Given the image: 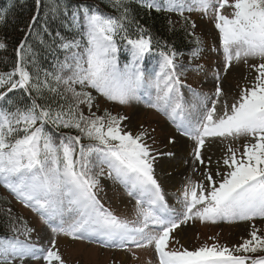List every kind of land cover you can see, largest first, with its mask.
<instances>
[{"label":"snow or ice","instance_id":"1","mask_svg":"<svg viewBox=\"0 0 264 264\" xmlns=\"http://www.w3.org/2000/svg\"><path fill=\"white\" fill-rule=\"evenodd\" d=\"M35 3L38 11L47 7L49 19L60 20L72 35L50 31L47 24L35 32L36 42L48 44L54 60L50 69L42 68L39 52L28 43L34 16L15 64L0 72V185L36 213L53 238L45 244L33 239L36 229L0 197L7 205L0 208V228L6 232L0 235V264H66L57 236L125 251L152 248L158 264H264V255H255L264 253V232L254 223L264 222V0H111L112 12L84 2ZM133 3L181 17L196 44L187 63L179 60L183 53L174 44L140 23ZM185 12L201 13L217 31L211 50L220 59L211 95L186 83L188 73L207 72L203 64H193L204 47L194 31L196 21ZM7 47L0 41V51ZM122 47L130 54L124 64ZM154 52L159 70L146 72L144 60ZM241 63L252 74L250 86L229 104L221 99L226 97L221 84ZM102 100L163 114L193 142V171L202 166L204 179L184 182L178 207L169 206L156 173L158 158L176 153L154 149L148 129L140 125L134 134L126 123L131 117L101 111ZM241 138L243 151L229 143L214 173L206 153L218 141ZM166 140L177 144L175 136ZM104 179L135 199V220L105 206L99 196ZM190 221L252 223L249 238L231 248L170 249L172 233Z\"/></svg>","mask_w":264,"mask_h":264},{"label":"rangeland","instance_id":"2","mask_svg":"<svg viewBox=\"0 0 264 264\" xmlns=\"http://www.w3.org/2000/svg\"><path fill=\"white\" fill-rule=\"evenodd\" d=\"M168 13V12H166ZM171 21L175 25H179L182 20L176 13H168ZM185 16H189L192 20L196 21L197 27L194 30L196 36L202 39L204 44V52L201 58L193 61V64H203L207 74L205 73H188L186 83L193 87L202 90L203 92L211 95L214 91L215 84L213 81V71L219 64V56L216 52L212 51L218 43L217 31L213 27L211 19H203L202 14L199 12H185ZM188 56H181L179 60L187 63ZM257 60H249V63H258ZM146 72H151L145 70ZM252 74H250L247 65L241 63L233 67L224 77L221 86L223 87L229 104L239 98L241 88L250 86ZM95 94V93H94ZM190 96V93L187 94ZM107 108L113 113H122L131 117L129 123V130L134 134L140 125L146 126L150 133L147 142L154 148L161 151H173L176 153L174 158L159 157L156 164L157 177L160 180L161 186L164 189L165 199L168 201L170 207H178L177 197L184 182L191 178L192 180L203 181L204 177L201 172L205 171L202 166L197 165L198 171H193L194 161L192 160L191 149L193 142L187 137L182 136L177 132L176 127L172 124L167 117L163 114L149 110L142 105H133L122 107L113 103L104 102L100 103L101 111ZM95 110V109H94ZM152 129H155L153 132ZM168 136H175L177 144L167 145L166 138ZM154 141V142H153ZM231 143L233 148H238L243 151L245 140L241 138L238 141H219L215 143L209 150L213 172L216 171L215 161L225 154L227 145ZM224 169L221 168V171ZM101 185L103 191L99 193L102 202L106 207H109L115 214L122 218L129 220L136 219L135 199L129 197L126 191L118 185H114L109 180H102ZM1 188L6 190L2 185ZM7 192V191H6ZM8 193V192H7ZM10 196L11 206L15 214L22 216L27 220L30 227L36 229L33 233V239L39 237V242L45 244L53 238V234L46 228L40 220V217L32 212L30 209L25 208L22 204V213L17 211L19 202L16 201L14 196ZM252 222H237V223H210L200 221H190L187 225H182L179 229L172 233V239L169 242V248L179 250L186 248L188 250H195L203 245L220 244L228 247H233L242 243L243 239L249 238ZM256 227L264 232V222L259 220L254 222ZM57 240V247L59 248L66 264H158V255L152 248H136L130 246L129 251L118 250L112 248H104L98 243H89L87 241H74L64 236L55 237ZM258 255V254H255ZM31 264H41L40 261H33Z\"/></svg>","mask_w":264,"mask_h":264},{"label":"trees","instance_id":"3","mask_svg":"<svg viewBox=\"0 0 264 264\" xmlns=\"http://www.w3.org/2000/svg\"><path fill=\"white\" fill-rule=\"evenodd\" d=\"M89 3L96 4L98 7L104 8L107 12H112L110 3L111 0H60L61 5L64 3ZM49 3V0H43V4ZM133 7L138 13V18L141 24L148 25L153 35L163 37L169 43L174 44L178 51L182 52V56L191 55V50L196 47L195 39L192 36H187L186 26L183 21L179 25H175L172 22L171 30L168 21L171 20L169 14L165 12H156L155 10L148 11L145 8L136 7L133 3ZM6 10V11H5ZM0 13L5 16V19L0 21V41L7 44V49L0 51V72L10 71L16 62V49L19 43L25 40L26 34L29 32V24L33 17L36 16L34 28L32 29L33 35L28 37V43L37 50L40 54L39 64L42 68L50 69L51 64L54 63L53 57L49 50V45L40 46L36 42V31H41L47 24L50 31L59 30L62 34L72 35L62 28L61 21L56 20L55 22L49 19V9L47 7H41L39 11L36 8L35 0H0ZM181 18V17H180ZM198 37V36H196ZM199 38V37H198ZM202 40L201 38H199ZM204 47V44H203ZM158 53H153L147 56L143 63V68L150 70L158 69L159 61ZM121 64L130 61V54L122 47L120 52ZM159 70V69H158ZM12 95V94H10ZM17 98H22L23 93H16ZM113 112L114 110L111 109ZM146 128V126H144ZM0 197H6L10 200V196L0 187ZM21 204H19L17 211L22 213ZM7 207L0 201V208ZM5 229L0 228V235H5ZM258 255H264V253H258Z\"/></svg>","mask_w":264,"mask_h":264}]
</instances>
